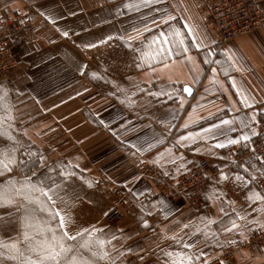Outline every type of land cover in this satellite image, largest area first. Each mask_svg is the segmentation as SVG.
Masks as SVG:
<instances>
[{"label":"crops","instance_id":"crops-1","mask_svg":"<svg viewBox=\"0 0 264 264\" xmlns=\"http://www.w3.org/2000/svg\"><path fill=\"white\" fill-rule=\"evenodd\" d=\"M0 11L31 21L32 35L14 49L19 66L7 80L24 134L43 157L39 170L57 165L70 173L46 186L58 185L54 208L71 217L70 234L100 230L95 235L109 241L103 264H170L176 257L168 252L199 256L194 264H264V246L247 245L264 228V200L248 199L263 196L252 179L260 170L232 165L264 121V28L217 44L197 0H0ZM167 16L174 19L165 23ZM173 29L182 32L187 53L177 47L168 60L143 68L123 58L115 74H96L108 50L144 46ZM252 114L256 122L243 128L240 119ZM222 119L233 121L229 138L247 133L250 140L227 144L220 130L203 131ZM189 133L193 139H181ZM202 156L212 178L197 196L173 198L141 175L147 163L176 177ZM116 206L123 216L110 222ZM209 220L216 236L205 239L197 229ZM231 220L239 227L224 232Z\"/></svg>","mask_w":264,"mask_h":264},{"label":"snow or ice","instance_id":"snow-or-ice-1","mask_svg":"<svg viewBox=\"0 0 264 264\" xmlns=\"http://www.w3.org/2000/svg\"><path fill=\"white\" fill-rule=\"evenodd\" d=\"M144 2L152 3L153 0H144ZM157 3H162L163 0H155ZM128 7H133L129 4ZM160 11L166 12V9H161ZM174 19L172 16L162 17L163 22L167 20ZM145 32L150 31L147 27L144 29ZM63 35L67 36L65 32ZM91 46V45H90ZM199 47V45H197ZM180 47L183 48L185 53L188 52L185 46V40L183 34L178 29H173L168 32L161 31L158 35L151 37L148 45L147 51L142 54V59L148 62L151 66L152 61L162 63L168 58L176 55L174 49ZM191 60V57H187ZM231 60V57H229ZM208 61H205L207 63ZM219 63V62H217ZM165 67L167 65H164ZM216 70L213 69V72ZM227 74V72L225 73ZM232 87L236 88V83L233 80ZM186 93H191V89L187 86L183 89ZM237 94L241 95V102L244 103L245 107H251L252 103L250 98L243 95L238 89ZM6 95V92H5ZM3 99V97H0ZM11 119V117H9ZM256 115L252 114L247 118V121L243 118L240 119V124L243 128H248L250 123L256 122ZM233 121L229 119H222L219 124H213L210 128L203 129V131L210 136H214L213 129L220 130V134L225 136L227 144H237L241 140L247 142L250 137L247 133L242 134L239 138L233 139L227 136L228 132L235 131L231 127ZM221 126H227L221 130ZM11 127V125H9ZM187 127V125H185ZM252 135H256L253 129ZM0 137H6L10 141H14L15 138L10 132L0 129ZM182 140L193 139V134L189 133L186 137H181ZM18 143V141H16ZM215 147L223 148L225 143H217ZM17 149L15 147L5 146L0 148V176L13 171V166L24 165L25 161L18 160ZM31 155V154H30ZM41 161L43 157L39 158ZM264 168V165H262ZM247 171V170H246ZM63 175L67 176L70 173L64 172ZM36 173H33L35 176ZM226 177L221 174V179ZM237 180H243V177L236 176ZM255 179V177H252ZM89 186L90 182H89ZM58 185L52 184L51 186H44L43 181H37L33 183L32 179L26 174L23 175L22 179L17 180L15 177H9L3 183H0V207L17 206L18 198H21L24 202L19 204L17 211H23V215L20 217V225L23 229L17 233V238L13 239L9 237L8 239L0 238V262L7 259L14 261L15 264H96V260H104L108 257V252L105 251V246L109 241L99 238L95 234L100 231L98 229L92 228L91 230L82 229L76 232L74 235L70 234L68 231L69 225L72 223L70 216L62 214L60 211L55 210L53 200V193L55 192ZM39 193L40 196L35 194ZM40 197H46L47 202L41 200ZM248 199L251 201L253 199L264 200V196H261L258 192H253ZM51 202L52 206H49ZM37 204L39 206L40 212L47 213L46 218H40L35 215L33 211L29 210L26 205ZM264 211V209H260ZM223 211V209H221ZM58 218V219H57ZM3 218H0L2 220ZM237 219H242V217L237 216ZM215 221L209 220L204 225L203 229H197V232H202L205 239L209 237H215L216 233L212 232L210 225L214 224ZM230 227L228 225L223 226L224 232H230L232 229L238 228L239 225L235 220L229 221ZM9 223L0 224V229H8ZM86 234V235H85ZM195 235V233H194ZM77 237H80V241L77 243ZM116 237H113L115 239ZM234 243V241L232 242ZM185 248H192L194 245L185 244ZM84 252L89 254V257L84 255ZM169 257H176L171 260L170 264H194L195 261H199V256L187 255L183 252L181 253H166ZM201 255H204L201 252ZM203 264H208L205 260ZM221 264H224L221 261Z\"/></svg>","mask_w":264,"mask_h":264},{"label":"built area","instance_id":"built-area-1","mask_svg":"<svg viewBox=\"0 0 264 264\" xmlns=\"http://www.w3.org/2000/svg\"><path fill=\"white\" fill-rule=\"evenodd\" d=\"M205 24L217 44L225 43L247 33L264 28V0H197ZM32 35L30 19L21 12L8 14L0 11V80L8 77L18 68L14 49L24 44ZM258 135L245 149L239 150L232 164L236 168L250 165L259 169L253 183L264 196V121L259 124ZM210 162L198 157L196 165L182 175L171 177L161 168L145 163L141 168L143 178L150 179L164 193L173 198L186 195H199L210 183L212 175ZM243 170V168H240ZM123 203V200L121 201ZM121 203V204H122ZM123 212L120 206L112 209L107 220L120 219ZM264 244V231L254 235L248 246Z\"/></svg>","mask_w":264,"mask_h":264},{"label":"rangeland","instance_id":"rangeland-1","mask_svg":"<svg viewBox=\"0 0 264 264\" xmlns=\"http://www.w3.org/2000/svg\"><path fill=\"white\" fill-rule=\"evenodd\" d=\"M147 45L148 44H144V46H135L134 48L124 45L121 50L113 48L108 50V52L105 53L106 67L102 65L104 69H101L100 71L96 70V74L106 78L115 74L114 72H118V65L114 68L116 64L115 62H118L123 58H127L128 61L134 62L136 67L139 68L148 66L149 63L142 59V54L147 51ZM153 62L156 61H152L151 63ZM113 69H115V71ZM16 94V91L12 88L7 79L0 80V97H3V99H0V129L10 132L15 138L14 141H10L6 137H0V148L5 146L15 147L17 149L16 155L18 160L25 161L24 165L13 166L12 172L0 176V183H3L9 177H15L17 180H20L23 175L26 174L32 179L33 183L43 181L44 186H47L51 182L56 181L58 177L62 176V173L66 172L67 169L65 168L66 170H63L62 166L56 165L46 166L41 168L42 170H39L43 164H41L39 159L38 149L26 138L24 134L23 123L20 121L22 115L20 111H18V99L16 98ZM9 117H11V119H9ZM9 125H11V127H9ZM16 141H18V143H16ZM33 173H36V175L33 176ZM35 195L40 196L39 193H36ZM40 199L47 202L45 197H40ZM22 203L26 202H24L21 198H18L17 206L0 207V218H3L0 220V224L9 223L8 229H0V238L8 239L11 237L15 239L17 238V233L23 230L20 225V217L23 215V211H17V207ZM26 206L29 210L33 211L35 215L42 219L46 218L47 213L40 212L37 204H30ZM263 231L264 228L258 229L256 230L255 235H258ZM262 246H264V244H258L257 246L253 245L252 247ZM84 255L91 258L87 252H84ZM0 264H15V262L5 259L0 262ZM96 264L103 263L97 259Z\"/></svg>","mask_w":264,"mask_h":264},{"label":"water","instance_id":"water-1","mask_svg":"<svg viewBox=\"0 0 264 264\" xmlns=\"http://www.w3.org/2000/svg\"><path fill=\"white\" fill-rule=\"evenodd\" d=\"M188 87V86H187ZM190 88V87H189ZM191 89V88H190ZM187 96H191L192 95V93H193V90L191 89V93L189 94V93H186V92H184Z\"/></svg>","mask_w":264,"mask_h":264}]
</instances>
